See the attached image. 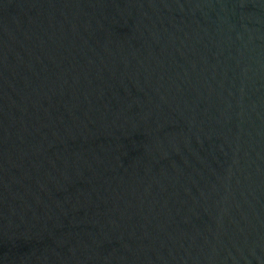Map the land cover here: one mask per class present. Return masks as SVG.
I'll return each mask as SVG.
<instances>
[{"label":"water","instance_id":"water-1","mask_svg":"<svg viewBox=\"0 0 264 264\" xmlns=\"http://www.w3.org/2000/svg\"><path fill=\"white\" fill-rule=\"evenodd\" d=\"M0 264H264V0H0Z\"/></svg>","mask_w":264,"mask_h":264}]
</instances>
